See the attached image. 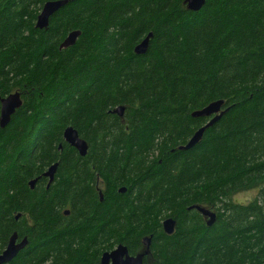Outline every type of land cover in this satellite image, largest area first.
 Listing matches in <instances>:
<instances>
[{
    "label": "trees",
    "instance_id": "1",
    "mask_svg": "<svg viewBox=\"0 0 264 264\" xmlns=\"http://www.w3.org/2000/svg\"><path fill=\"white\" fill-rule=\"evenodd\" d=\"M49 1L0 0V96L23 100L0 127V254L17 233L29 245L9 264H101L152 237L145 264H264V0H206L196 13L185 0H69L39 30ZM220 100L227 112L178 150L210 120L192 113ZM250 190L252 202L233 201Z\"/></svg>",
    "mask_w": 264,
    "mask_h": 264
},
{
    "label": "water",
    "instance_id": "2",
    "mask_svg": "<svg viewBox=\"0 0 264 264\" xmlns=\"http://www.w3.org/2000/svg\"><path fill=\"white\" fill-rule=\"evenodd\" d=\"M69 2V0H54L45 3L40 14L38 15L36 28L39 30H47L49 28L51 18L55 15V13L64 8ZM205 5L206 0H185L186 9L194 13L201 11ZM80 36V31L71 32L61 44L60 50L73 47L77 43ZM152 37L153 35L150 33L141 43L135 47L134 52L136 55H144L147 53ZM224 105L225 101L220 100L210 103L201 110L193 112V118H210V120L191 137L186 145L180 146L178 150L188 151L197 146L202 141L205 132L209 128L213 127L227 112V110L224 109ZM22 106L23 100L19 92L12 93L6 97L0 96V127H6L10 123L12 116ZM125 111L126 108L124 106H119L110 113L120 117L122 119V123H124L123 119ZM64 140L69 146L77 150L80 157H86L88 155L89 145L84 139L80 137L78 131L74 127L66 128L64 131ZM57 169L58 163L52 165L48 171L44 173L43 177L49 180L48 187H50V185L53 183ZM38 180L39 179H35L29 183L32 190L35 188ZM126 190L127 189L123 187L119 190V193L124 194ZM99 195L102 202L104 198L101 190ZM189 210L198 211L205 218L206 224L209 228L216 223L217 215L212 209L201 206H192L189 208ZM65 214L69 215V211H66ZM20 217L21 215L19 214L16 219ZM175 230L176 221L173 218L166 219L163 222V231L166 235L172 236L175 233ZM18 240L17 233H14L10 237L7 247L0 254V264H9L28 247L29 242L27 238H24L21 241ZM151 243L152 237H146L143 240V249L134 256L130 255L128 248L125 245L120 244L113 251L105 252L102 255L101 264H145V259L150 258L151 256Z\"/></svg>",
    "mask_w": 264,
    "mask_h": 264
},
{
    "label": "rangeland",
    "instance_id": "3",
    "mask_svg": "<svg viewBox=\"0 0 264 264\" xmlns=\"http://www.w3.org/2000/svg\"><path fill=\"white\" fill-rule=\"evenodd\" d=\"M257 193L256 190L241 192L233 196V201L239 204H248L257 197Z\"/></svg>",
    "mask_w": 264,
    "mask_h": 264
},
{
    "label": "snow or ice",
    "instance_id": "4",
    "mask_svg": "<svg viewBox=\"0 0 264 264\" xmlns=\"http://www.w3.org/2000/svg\"><path fill=\"white\" fill-rule=\"evenodd\" d=\"M240 202H243V201H240Z\"/></svg>",
    "mask_w": 264,
    "mask_h": 264
}]
</instances>
